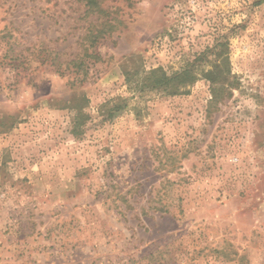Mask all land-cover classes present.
<instances>
[{"label":"rangeland","instance_id":"rangeland-1","mask_svg":"<svg viewBox=\"0 0 264 264\" xmlns=\"http://www.w3.org/2000/svg\"><path fill=\"white\" fill-rule=\"evenodd\" d=\"M85 2L0 0V264H264V0ZM189 64L186 94L125 83Z\"/></svg>","mask_w":264,"mask_h":264},{"label":"trees","instance_id":"trees-1","mask_svg":"<svg viewBox=\"0 0 264 264\" xmlns=\"http://www.w3.org/2000/svg\"><path fill=\"white\" fill-rule=\"evenodd\" d=\"M85 6L88 7V9L95 8L98 14L104 12L97 3V0H86ZM104 25L105 24L101 25V29L96 35L90 33L88 38L90 46L94 45L104 35L106 31L103 29ZM106 25L108 24L106 23ZM195 60L200 63H207L210 66L208 70H201V75L209 82L211 97L214 101H220L232 94L231 90L233 87H236V85L231 77L230 69L228 68L227 37L219 36L211 46L201 51L196 56ZM124 75L125 83L133 92L141 93L151 88L161 89L163 92L170 95L186 94L188 91L187 88L198 78V72L194 69V64L186 65L170 74L161 67H158L142 72L126 71ZM75 109H77V107ZM76 124L78 125H74L72 130L74 134L77 133V126L81 125V123Z\"/></svg>","mask_w":264,"mask_h":264}]
</instances>
